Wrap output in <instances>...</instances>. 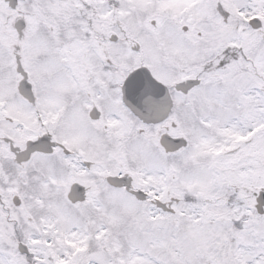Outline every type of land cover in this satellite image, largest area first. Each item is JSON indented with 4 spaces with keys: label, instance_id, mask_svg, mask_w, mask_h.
I'll list each match as a JSON object with an SVG mask.
<instances>
[{
    "label": "snow or ice",
    "instance_id": "obj_1",
    "mask_svg": "<svg viewBox=\"0 0 264 264\" xmlns=\"http://www.w3.org/2000/svg\"><path fill=\"white\" fill-rule=\"evenodd\" d=\"M0 264H264V0H0Z\"/></svg>",
    "mask_w": 264,
    "mask_h": 264
}]
</instances>
